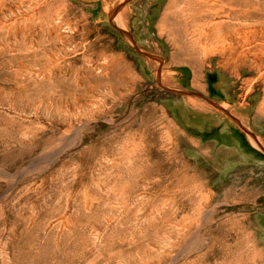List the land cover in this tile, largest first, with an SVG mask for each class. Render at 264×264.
Segmentation results:
<instances>
[{"label":"rangeland","instance_id":"374dc122","mask_svg":"<svg viewBox=\"0 0 264 264\" xmlns=\"http://www.w3.org/2000/svg\"><path fill=\"white\" fill-rule=\"evenodd\" d=\"M263 13L0 0V264H264Z\"/></svg>","mask_w":264,"mask_h":264},{"label":"crops","instance_id":"0c3cea01","mask_svg":"<svg viewBox=\"0 0 264 264\" xmlns=\"http://www.w3.org/2000/svg\"><path fill=\"white\" fill-rule=\"evenodd\" d=\"M137 8L139 10L143 9L140 5L137 6ZM143 11V10H142ZM94 16V15H93ZM146 16V13L145 12H142V13H138V14H135V16L132 18V21H133V25H132V30H130L129 32L131 33L132 35V39H134V41L136 42V44H138L140 47L143 43V41H145V39H148L149 37V33H147L146 31H143L141 30L140 28V22H141V17H144ZM98 17V16H97ZM121 17L119 16L118 17V20L120 19ZM94 23L95 24H103V19L99 16L98 18H95L94 19ZM130 28V29H131ZM179 75V80L181 81L182 78L184 79L185 78V75L181 72L180 74H177ZM193 83L195 85V82H194V75H193ZM196 86V85H195ZM235 135H237V144L236 146L239 148V150L241 148H247V150L249 151V155L246 156V157H249L253 162L255 163H261L262 162V155L261 153H259L258 151H255L251 146H249L243 139V137L241 135H239V133L237 134L236 132L234 133ZM202 142V141H201ZM203 143V142H202Z\"/></svg>","mask_w":264,"mask_h":264},{"label":"bare ground","instance_id":"6f19581e","mask_svg":"<svg viewBox=\"0 0 264 264\" xmlns=\"http://www.w3.org/2000/svg\"><path fill=\"white\" fill-rule=\"evenodd\" d=\"M214 1V0H213ZM220 1V0H219ZM198 2V1H197ZM216 2V1H215ZM235 2H236V0H235ZM241 2V1H240ZM216 3H218V2H216ZM232 3V2H231ZM188 4V3H187ZM200 4V3H199ZM235 4V3H234ZM197 5V4H196ZM202 6V5H201ZM200 6V7H201ZM205 6V5H204ZM213 6H214V4H213ZM245 6V5H244ZM191 7V6H190ZM195 8V7H194ZM206 8H208L207 6H206ZM214 8V7H213ZM199 9V8H198ZM228 9V8H227ZM251 9V8H250ZM256 9V8H255ZM195 10V9H194ZM198 11V10H197ZM195 12V11H194ZM208 12V11H207ZM213 12V11H212ZM224 12V11H223ZM236 12V11H235ZM231 13H232V11H231ZM250 13V12H249ZM252 13H253V11H252ZM247 14V13H246ZM264 14V13H263ZM255 15V14H254ZM206 17V16H205ZM205 17H203L201 14H197V12H195V13H192V14H188V18H190V21L194 24V25H196L197 26V24H196V22L198 23V21L199 20H201L202 21V18H205ZM207 17H209V16H207ZM244 17V16H243ZM259 17V16H258ZM264 17V16H263ZM234 18H236V17H234ZM228 30V29H227ZM246 32V31H245ZM263 32V31H262ZM182 33L184 34V35H186L187 34V30H186V28L182 31ZM258 34V33H257ZM230 36V35H229ZM250 38V37H249ZM255 38V37H254ZM253 41V40H252ZM251 42V41H250ZM264 45V44H263ZM187 47L189 46L190 48H192V49H194L195 47H196V45H195V43H193V42H191L190 41V43L188 44V45H186ZM188 54V53H187ZM199 79H200V77H199V75H198V73H194V82L196 83V84H199Z\"/></svg>","mask_w":264,"mask_h":264}]
</instances>
